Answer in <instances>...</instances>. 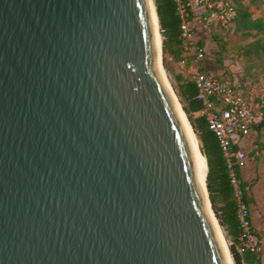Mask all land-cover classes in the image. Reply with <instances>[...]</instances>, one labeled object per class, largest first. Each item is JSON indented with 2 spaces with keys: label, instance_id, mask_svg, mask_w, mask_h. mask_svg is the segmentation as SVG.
<instances>
[{
  "label": "water",
  "instance_id": "water-1",
  "mask_svg": "<svg viewBox=\"0 0 264 264\" xmlns=\"http://www.w3.org/2000/svg\"><path fill=\"white\" fill-rule=\"evenodd\" d=\"M0 264H228L148 0H0Z\"/></svg>",
  "mask_w": 264,
  "mask_h": 264
},
{
  "label": "built area",
  "instance_id": "built-area-1",
  "mask_svg": "<svg viewBox=\"0 0 264 264\" xmlns=\"http://www.w3.org/2000/svg\"><path fill=\"white\" fill-rule=\"evenodd\" d=\"M181 18V42L184 64L194 67L193 78L202 107L196 112L206 117L209 127L217 136L229 169L237 212L241 226V251H260L264 231L252 223V211L247 200L241 168L248 160L241 143L249 133L260 136L257 151L264 156V76L262 83L232 80L207 68L206 43L199 37L201 29L221 23L230 29L237 14L232 0H176Z\"/></svg>",
  "mask_w": 264,
  "mask_h": 264
},
{
  "label": "trees",
  "instance_id": "trees-1",
  "mask_svg": "<svg viewBox=\"0 0 264 264\" xmlns=\"http://www.w3.org/2000/svg\"><path fill=\"white\" fill-rule=\"evenodd\" d=\"M237 14L230 29H225L221 23L210 24L209 27L218 29L221 33H232L235 30L251 33L255 31L256 37L244 45L246 55L254 54L264 63V17L253 16L249 5L242 0H232ZM161 34L163 38L164 58L182 60L185 56L181 42V18L176 0H155ZM206 43L205 40H202ZM176 94L183 105L185 112L199 137L201 149L208 161V189L212 207L229 238L231 233L230 249L235 264H261L260 251H241V226L237 212V201L231 183L229 169L220 147L219 140L209 127L206 117L196 113L202 107V101L197 95V86L193 76H184L173 72ZM264 76V75H263ZM245 186V183H244ZM246 189V188H245ZM247 200L248 196H247Z\"/></svg>",
  "mask_w": 264,
  "mask_h": 264
},
{
  "label": "rangeland",
  "instance_id": "rangeland-1",
  "mask_svg": "<svg viewBox=\"0 0 264 264\" xmlns=\"http://www.w3.org/2000/svg\"><path fill=\"white\" fill-rule=\"evenodd\" d=\"M242 1L249 5V8L253 12V16L264 17V0ZM198 35L206 42L207 55L205 58V64L207 68L235 81L262 83L264 63L258 56L254 54L246 55L244 53V45L256 37L255 31L247 33L235 30L232 33L226 34L221 33L218 29H215V27H208L201 29ZM162 60L169 86L176 93L174 79L172 78V73L169 70L170 63L167 58H164V53ZM191 75L193 76V71L191 72ZM223 234L226 238L230 251V240L226 236L224 229ZM231 257L233 263L235 264L232 254Z\"/></svg>",
  "mask_w": 264,
  "mask_h": 264
},
{
  "label": "crops",
  "instance_id": "crops-1",
  "mask_svg": "<svg viewBox=\"0 0 264 264\" xmlns=\"http://www.w3.org/2000/svg\"><path fill=\"white\" fill-rule=\"evenodd\" d=\"M170 69L184 76H191L194 67L191 63L184 64L181 60L170 58ZM258 135L252 131L244 137L241 146L248 153V160L241 168L246 194L252 211V223L260 232L264 231V156L257 151ZM222 225V224H221ZM223 227V225H222ZM224 229V227H223ZM225 231V229H224ZM226 232V231H225ZM231 239V233L229 234ZM231 241V240H230ZM261 264H264V241L260 248Z\"/></svg>",
  "mask_w": 264,
  "mask_h": 264
},
{
  "label": "bare ground",
  "instance_id": "bare-ground-1",
  "mask_svg": "<svg viewBox=\"0 0 264 264\" xmlns=\"http://www.w3.org/2000/svg\"><path fill=\"white\" fill-rule=\"evenodd\" d=\"M149 5H150V10L152 13V18H153V23H154V30H155V39H156V47H157V65H158V70L160 72V75L163 79V82L166 86V88L169 90L172 98H173V102L174 105L176 106L178 112L180 113L186 128L188 130L191 142H192V146L194 149V153H195V158H196V164H197V171H198V177L199 180L201 182V185L203 186L204 192H205V199H206V204H207V209L209 211V214L212 218L217 236L219 238L221 247L225 253V256L227 258L228 264H234L232 257H231V252L229 251V247L228 244L226 242V238L223 234V229L220 225V223L218 222L217 218L215 217L213 210L210 206V201L208 199L207 196V190L205 187V183H206V174H207V169H208V163H207V158L206 156L203 154L200 146H199V140L197 138L196 132L195 130H193V126L191 124V122L189 121L188 115L185 112L183 105L181 104L177 94L175 93V91L173 89H171V87L169 86L168 80L166 78V74H165V70H164V66H163V60H162V34L159 28V18H158V14H157V8H156V4L154 2V0H148Z\"/></svg>",
  "mask_w": 264,
  "mask_h": 264
}]
</instances>
